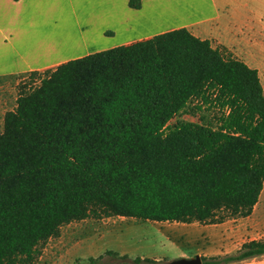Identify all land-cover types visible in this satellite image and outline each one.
<instances>
[{"label":"trees","instance_id":"1","mask_svg":"<svg viewBox=\"0 0 264 264\" xmlns=\"http://www.w3.org/2000/svg\"><path fill=\"white\" fill-rule=\"evenodd\" d=\"M128 4L139 8L140 0ZM172 38L186 43L171 59L175 99L153 38L19 81L0 133V264H37L47 240L72 221L119 215L220 224L252 213L263 189L252 170L257 139L170 123L175 103L189 100L219 57L186 28L162 34L167 45ZM261 254L264 238L201 259L227 264Z\"/></svg>","mask_w":264,"mask_h":264},{"label":"crops","instance_id":"2","mask_svg":"<svg viewBox=\"0 0 264 264\" xmlns=\"http://www.w3.org/2000/svg\"><path fill=\"white\" fill-rule=\"evenodd\" d=\"M128 2L0 0V119L11 110L8 94L14 78L133 41L155 39L178 28H186L199 37L210 29L213 36L227 43L228 39H235L241 22L250 15L249 0H140L139 8L130 7ZM115 218L117 222L118 218L124 219L123 224L160 222L119 215L69 222L61 227L58 237L47 240L37 264H89L86 258L107 250L120 255L135 254L119 239H108L114 230L122 233L129 226H106L108 231L104 233L102 228L101 233L96 224ZM83 222L94 229L93 234L74 229ZM227 264H264V254Z\"/></svg>","mask_w":264,"mask_h":264},{"label":"rangeland","instance_id":"3","mask_svg":"<svg viewBox=\"0 0 264 264\" xmlns=\"http://www.w3.org/2000/svg\"><path fill=\"white\" fill-rule=\"evenodd\" d=\"M206 1L202 0L203 3ZM249 6L250 15L241 22V30L236 33L235 39H228L229 43L223 42L221 37L217 39L210 33V29L203 34L204 37L196 36L206 42L211 50L217 51L219 57L217 60L212 57L210 63L213 66L209 77L189 100L184 105L175 103L176 114L170 123L193 122L257 139L252 170L262 179L263 189L252 213L246 217L228 219L221 224L197 222L134 224L130 221L123 224L124 219L118 218V222L116 218L115 221L104 219L96 223L100 226L101 233L102 228L105 229L104 233L108 231L106 226H129V229L122 233L116 229L112 235H107L113 242L119 239L135 254L128 253L125 257L120 254H106V251H103L86 258L87 263L164 264L178 257H192L196 254L209 257L235 253L244 242L264 238V0H249ZM189 32L193 35L191 31ZM154 40L175 99L171 59L183 53L186 43L177 39L174 41L172 38L167 45L162 39V34ZM232 65L236 67L234 72H231ZM246 68L252 70L253 74L249 75ZM28 75L12 79L11 93L8 94L9 109H13L16 104L17 89L14 88V83ZM35 84H38V79L32 83ZM228 85L234 93L227 88ZM3 120L0 119V133L3 131ZM74 229L88 232L89 235L94 232V229L85 225V222L77 223ZM141 255L159 262H135L134 257Z\"/></svg>","mask_w":264,"mask_h":264},{"label":"water","instance_id":"4","mask_svg":"<svg viewBox=\"0 0 264 264\" xmlns=\"http://www.w3.org/2000/svg\"><path fill=\"white\" fill-rule=\"evenodd\" d=\"M164 264H203V261L201 259V256L196 254L192 257H178L165 262Z\"/></svg>","mask_w":264,"mask_h":264}]
</instances>
